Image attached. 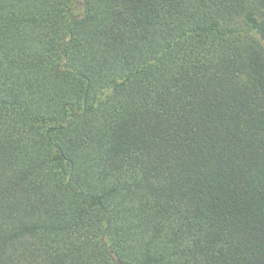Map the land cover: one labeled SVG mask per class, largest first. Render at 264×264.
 Here are the masks:
<instances>
[{
	"label": "trees",
	"instance_id": "obj_1",
	"mask_svg": "<svg viewBox=\"0 0 264 264\" xmlns=\"http://www.w3.org/2000/svg\"><path fill=\"white\" fill-rule=\"evenodd\" d=\"M0 0V264H264V0Z\"/></svg>",
	"mask_w": 264,
	"mask_h": 264
},
{
	"label": "rangeland",
	"instance_id": "obj_2",
	"mask_svg": "<svg viewBox=\"0 0 264 264\" xmlns=\"http://www.w3.org/2000/svg\"><path fill=\"white\" fill-rule=\"evenodd\" d=\"M70 7L72 13L74 14L82 13V5L79 2V0H71Z\"/></svg>",
	"mask_w": 264,
	"mask_h": 264
}]
</instances>
